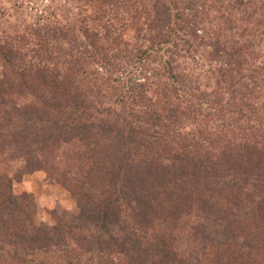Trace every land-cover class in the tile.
I'll return each mask as SVG.
<instances>
[{
    "label": "trees",
    "instance_id": "trees-1",
    "mask_svg": "<svg viewBox=\"0 0 264 264\" xmlns=\"http://www.w3.org/2000/svg\"><path fill=\"white\" fill-rule=\"evenodd\" d=\"M175 1L153 0L166 17L142 45L146 53L170 47L172 103L158 130L126 100L102 107L78 85L74 66L92 52L0 38V157L19 166L0 170V264H264V30L247 40L230 24L217 35L240 60L223 101L231 109L183 132L184 118L205 115L194 107L201 96L178 85V59L202 37L169 13ZM36 172L76 202L50 212L52 224L37 223L33 196L15 192Z\"/></svg>",
    "mask_w": 264,
    "mask_h": 264
},
{
    "label": "rangeland",
    "instance_id": "rangeland-1",
    "mask_svg": "<svg viewBox=\"0 0 264 264\" xmlns=\"http://www.w3.org/2000/svg\"><path fill=\"white\" fill-rule=\"evenodd\" d=\"M242 1L176 0L169 11L171 15L179 13L180 25L202 37L192 42L196 47L188 59H178V85L187 93L201 96V100L194 101V107L205 115L184 118L180 127L183 132L213 125L231 109L226 110L223 101L234 93L240 60L228 57L232 53L217 42V35L223 36L230 24L238 36L247 40L259 35L257 29L264 30V0L245 1L246 7L239 5ZM153 3V0H0V38L20 44H52L65 54L92 52L93 58L74 66L78 85L102 107H118L126 100L129 109L134 107L158 130V125L162 126L159 121H163L161 108L172 103L171 84L164 77L170 47L156 48L150 53L142 48L149 37L146 33L149 27L155 28L153 21L166 17L163 7L157 12L151 6ZM95 13L113 22L105 25ZM243 18L247 24L241 21ZM259 22L263 24L256 27ZM253 40L255 43L257 38ZM257 60L256 54L249 58L252 62ZM220 107L225 109L224 114L219 112ZM16 168L19 166L0 157L2 173L14 174ZM15 192L33 196L39 224H52L50 212L54 210L70 211L76 206L71 193L49 182L44 172L25 175L15 185Z\"/></svg>",
    "mask_w": 264,
    "mask_h": 264
}]
</instances>
